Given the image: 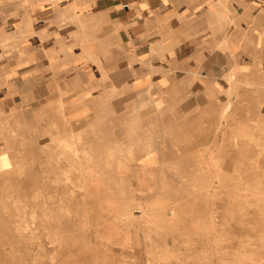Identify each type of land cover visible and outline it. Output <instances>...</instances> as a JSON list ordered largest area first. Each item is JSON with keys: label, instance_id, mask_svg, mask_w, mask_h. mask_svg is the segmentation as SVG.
Returning a JSON list of instances; mask_svg holds the SVG:
<instances>
[{"label": "crops", "instance_id": "obj_1", "mask_svg": "<svg viewBox=\"0 0 264 264\" xmlns=\"http://www.w3.org/2000/svg\"><path fill=\"white\" fill-rule=\"evenodd\" d=\"M231 106L264 117V0H0V208L52 202L54 173L122 172L58 187L108 189L134 228L165 141L196 149ZM118 236L132 259L125 229L91 243L100 261Z\"/></svg>", "mask_w": 264, "mask_h": 264}, {"label": "rangeland", "instance_id": "obj_2", "mask_svg": "<svg viewBox=\"0 0 264 264\" xmlns=\"http://www.w3.org/2000/svg\"><path fill=\"white\" fill-rule=\"evenodd\" d=\"M226 110L229 123L218 124L214 139L196 149L192 139L165 141L164 183L150 189L157 203L141 206L134 228L133 214L120 203H101L108 189L85 187L80 197L76 187H58L60 180L87 185L94 179H116L123 187L122 172L54 173L52 202L3 205L0 264H264V117L252 107ZM109 218L117 229L111 237L103 234ZM125 229H133L138 247L132 259L118 236L116 258L100 261L91 243L113 242Z\"/></svg>", "mask_w": 264, "mask_h": 264}]
</instances>
